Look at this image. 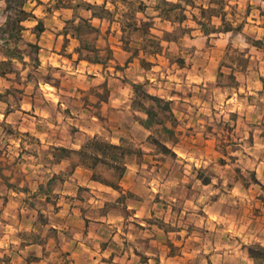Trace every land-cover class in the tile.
I'll use <instances>...</instances> for the list:
<instances>
[{"label":"rangeland","instance_id":"374dc122","mask_svg":"<svg viewBox=\"0 0 264 264\" xmlns=\"http://www.w3.org/2000/svg\"><path fill=\"white\" fill-rule=\"evenodd\" d=\"M115 1L114 20H120L128 10L134 12L135 21L153 19L150 35L146 36L122 35L117 32L119 23L106 21L111 42L118 41L124 47L127 39L129 51L138 49L136 61L146 64L145 79L138 80L142 71L132 66L122 67L117 76L112 69L107 70L106 76L116 79L109 80L113 92L109 108L119 113L100 114L96 122L90 121L72 103L70 94L83 99L100 92L105 99L107 91L102 86L78 88L88 86L87 78L81 76L87 77L86 72L93 74L94 70L81 65L80 74L57 71L58 64L72 66L64 55L54 56L53 65L36 69L34 54L30 55V49L21 43L25 66L14 62L0 77V101L7 103L6 107L0 104V114L19 105L29 110L30 92L36 114L13 113L7 119L0 116V174L13 186L33 188L38 182L46 184L50 173L58 170L59 148L70 147L75 141L83 144L93 136L109 142L124 140L140 148L144 156L126 157L125 189L121 187L116 193L98 191L101 198L110 200L109 204L118 200L130 207L113 210V223L106 228L107 235L118 231L107 250L118 249L117 264H253L247 248L258 243L252 224H246L253 219L255 204H260L256 194L264 193V187L254 183L258 166L264 172V50L251 42H264V0H229L232 9L226 10L235 12L234 26L244 22L242 31L211 36H205L192 21L190 14L197 15L196 8L193 13L189 10L188 19L180 25L155 17L152 7L158 4L156 0ZM83 2L100 5L103 1L73 0L71 6ZM139 2L145 6L143 13ZM195 2L196 6L207 4L206 0ZM54 5L37 3V15H50L56 11ZM107 8L113 9L110 4ZM83 11L74 8L76 16ZM61 14L69 17L68 12ZM57 20L51 19L50 25L56 26ZM219 23L213 20L215 26ZM180 28H184L183 33ZM165 33L170 34V41L163 40ZM82 39L92 47L98 44L96 34L89 31ZM152 40L159 43L157 55L149 53L156 50L151 47ZM101 55L105 57V53ZM106 66L111 68L113 64ZM131 84H143L149 94L164 101L173 98L171 110L179 119L170 125L176 127L174 141L161 127H155L150 135L138 129L140 115L129 109ZM167 116L159 111L160 119L166 121ZM149 138L159 140L171 153H161ZM99 171L106 177L111 175L105 167H99ZM132 180L138 182L136 191L143 194L139 195L145 201L143 206L130 196ZM50 186L54 188L55 183Z\"/></svg>","mask_w":264,"mask_h":264},{"label":"crops","instance_id":"0c3cea01","mask_svg":"<svg viewBox=\"0 0 264 264\" xmlns=\"http://www.w3.org/2000/svg\"><path fill=\"white\" fill-rule=\"evenodd\" d=\"M8 1L10 0H0V29L3 30V32H1L2 30L0 31V61L10 59L4 56L5 52L21 51V43H24V47H28V45L38 47V51L34 55L38 59V66L35 65L36 69L44 64L53 65L51 61L54 56L60 58L64 55L72 62V66L67 68L65 65L61 66L58 64L55 66L57 71L66 69L69 74H80V66L83 65L93 69L94 73L91 74L88 70L86 72L87 77L81 76L84 79L87 78L89 82L88 86L78 88L85 90L99 85L104 89L106 88L107 91L105 99H101L100 92L83 99L75 97V94L71 93L70 97H72V103L75 104L76 108L78 106L79 110L82 113H86L90 121L94 122L98 120L100 114L106 115L108 113L109 116H112L116 112L119 113L118 109L112 108L110 110L109 108L113 96L109 80L116 79L112 74L113 78L109 79L106 76L107 70L112 69L117 76L122 67L126 66L127 69L128 66H132L138 72L141 69L142 72L138 80H144L143 73H145V68L140 62L136 61L139 56L132 57V52L124 49L120 42H111L109 24H106L105 20L92 17L91 12L85 10L83 14H80L81 16H76L72 9H57L50 15L44 13L41 17L37 15V3H55L56 0H20L23 2L22 9L30 15L22 21H17L19 17L16 15V11H6ZM167 1L177 2L178 0ZM28 4H30V8H27ZM153 7V14L160 22L174 24L171 21H164L157 17L158 11H154ZM189 10L193 13L192 8L186 6L184 14L189 15ZM176 11L179 13V10ZM62 12H68L69 17L63 18L61 16ZM56 18L59 19L57 20ZM79 18L87 20L92 27L99 30L96 37L98 44L94 47L100 50L99 55L101 57V53H105L106 56V52L109 51L110 54L105 61L107 64H113L111 68H108L106 63L102 65L80 59L79 54L76 53V49L80 47L83 39H78L67 26L71 20H74V24H77ZM51 19L57 20L54 21L56 26L50 25ZM8 20L14 21V25L6 28ZM39 21L43 23L44 27L41 33L34 31ZM103 28L105 29L103 30ZM118 30L117 32H121L120 28ZM41 52L46 55L45 58L41 57ZM21 54L23 55V53ZM10 60L12 63L18 62L25 66L26 59L24 55L22 61L18 59ZM70 69L74 71H70ZM130 89V97L132 98V86ZM28 97L30 100L29 110L19 105L13 111L10 108L4 109L0 116L7 119L13 113L22 112L25 115L28 112L35 115L32 92H30ZM168 100L173 101V98H168ZM21 102L23 100L19 101V103ZM0 104L5 107L7 105L4 101H0ZM129 109L133 113H138L140 119H146L145 114L134 110L131 104ZM172 113L174 114V112ZM70 114L72 115L73 112H70ZM174 118L176 122L179 120L175 114ZM136 124L138 129L147 133L146 135H150L154 129V127H144L138 120H136ZM165 125L171 128L170 123ZM174 130L176 131V127ZM119 142L120 139L111 143L119 144ZM81 145V142L75 141L71 143L70 147L64 146V148L70 151H78ZM56 166L59 167L58 170L53 172L48 170L51 173L49 178H47L46 184L38 182L33 188L13 186L10 184L11 180L0 174V264H117L119 258L118 249L115 248L109 252L107 250L116 241L118 231L116 234H113L112 231L107 235L106 228H110L111 226L108 225L113 223L112 218H110L113 210L124 206L126 209H130V207L123 202L119 203L118 200H111L112 202L109 204L108 201L110 200L101 198L98 191L106 193H116L118 191L93 181L91 172L78 164V159L75 155L62 156L57 160ZM259 167L255 171L254 179L257 182L256 185L264 187V172L263 170L260 171ZM64 172L65 174H63ZM134 175L136 176L135 173ZM123 180L124 177L122 178L121 187L125 189ZM133 182L128 187L131 193L130 196L143 206L145 201L139 198L141 197L139 195L143 194L136 191L138 182L136 180ZM52 183H55L54 188L50 186ZM247 190L251 191L250 188ZM260 193L255 196L260 204H255V208L252 210L253 219L247 221L246 227L250 223L252 224L255 241L264 247V193L262 191ZM245 210V213L249 214L250 209L247 210L246 208ZM134 217H138V215H134ZM120 220L122 218H118V221ZM259 262L252 260L253 264H260ZM261 264H264V261Z\"/></svg>","mask_w":264,"mask_h":264},{"label":"trees","instance_id":"16d2710c","mask_svg":"<svg viewBox=\"0 0 264 264\" xmlns=\"http://www.w3.org/2000/svg\"><path fill=\"white\" fill-rule=\"evenodd\" d=\"M72 1L73 0H56L54 8L56 10H74V8H82V10L90 11L92 17L94 18L105 20L109 23H113L115 21L119 23L122 35H131L133 33H138L142 36L150 35V30L153 27L152 17H147V21H135L134 12L128 10L121 16L123 19L114 20V12L117 9V2L115 0H102L103 2L100 5L83 2L82 4L74 7L71 6ZM121 1L122 3H127L126 0ZM156 1L158 4H156L153 9L154 11H158L157 17L164 21H171L172 23H178L180 25L187 19V16L184 14L185 7L188 6L192 9L196 8L198 10V14H191V19L205 36L218 35L221 33H241L243 28L244 22L234 26L235 12H227L226 10V8L232 9L229 0H206L207 4H200L199 6H196L195 0H178L177 2H170L167 0ZM107 4H110L113 9L110 10L107 8ZM22 5L23 2L20 0H10L8 1L6 11H16V15L19 17V20L17 21H22L30 15L22 9ZM144 7L143 2H139L140 12L143 13ZM176 10H179V13ZM228 15L230 16V19L227 17ZM214 19L219 20L220 23L218 26L213 24ZM13 25L14 21L11 22L8 20L6 28ZM69 25L71 26L73 34L78 39H82L83 34L86 33V31L95 33L96 37L99 33L97 28L92 27L90 23L83 18H79V22L77 24H74V20H71ZM262 28L264 29V23L262 24ZM43 29V23L39 21L35 26L34 31L41 33ZM1 30L2 29H0V31ZM180 31L183 33L184 28H180ZM1 32H3V30ZM169 35L170 34L165 33L163 40L170 41L168 37ZM251 44L256 48L264 50V42L262 40L252 41ZM125 45L124 49L128 50L127 39ZM28 47L30 49V55H35L37 53V46L28 45ZM151 47H156V50L150 51V54L159 53V43L152 40ZM99 51L100 50L96 49L94 46H89L86 41H82L80 47L76 49V53L79 54L80 59L104 65V61L108 58L110 53L109 51L106 52L105 58H102L99 55ZM138 52V49L132 50V57H136ZM21 53L22 52L19 50L16 52H5L4 56L10 59H18L22 61L23 55ZM10 59L0 61V77H4L7 73V69L11 68L12 62ZM32 61L36 66H38V59L36 57L33 56ZM246 61L247 58L245 62ZM141 64L143 67L146 65L144 62ZM219 75H221V72ZM131 86L133 91L131 101L132 108L136 111L142 112L146 116L145 120L137 119L139 123L147 128L154 127L155 129V127H161V130L171 137V141H174V129L172 126L176 123V119L174 118L171 110V102L164 101L157 96L149 94L143 84H131ZM145 102H150L151 104L146 105ZM159 111H164L168 115L166 121L169 120L172 125L171 128H168L165 125L166 121L164 119L159 118ZM148 142L153 144L163 154L171 153L170 150L159 140L149 138ZM58 150L61 152V157H69L71 154L75 155L78 159V164L91 172V179L93 181L116 191L121 190V181L126 171V157L135 155L141 158L143 155V151L140 148H133L132 144H128L124 140H120L119 144H113L97 136L87 138L78 151H70L65 148H59ZM101 166L107 168L111 172L110 177L104 176L99 171V167ZM254 183H257L256 180H254ZM247 253L248 256L255 262L264 261V247L259 244L249 246L247 248Z\"/></svg>","mask_w":264,"mask_h":264}]
</instances>
